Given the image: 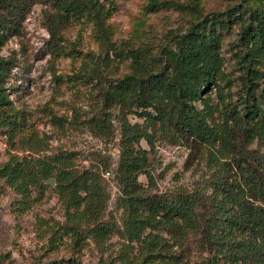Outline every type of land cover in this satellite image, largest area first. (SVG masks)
Returning a JSON list of instances; mask_svg holds the SVG:
<instances>
[{
  "label": "trees",
  "instance_id": "trees-1",
  "mask_svg": "<svg viewBox=\"0 0 264 264\" xmlns=\"http://www.w3.org/2000/svg\"><path fill=\"white\" fill-rule=\"evenodd\" d=\"M32 1L0 0V135L9 138L21 123L6 87L15 63L1 49L20 34ZM49 1L52 55L63 54L62 29L87 9L94 11L99 41L111 43L97 1ZM228 1L223 10L206 14L198 3L187 5L198 15L158 51L141 45L126 55L111 50L117 59L129 60L122 76L100 82L96 67L79 76L99 81L98 109L83 122L87 130L104 137L112 133L113 117L120 125L113 175L119 223L105 219L109 194L103 172L109 162L101 155L83 168H76L69 153L10 155L0 165V179L20 196L21 210L35 190L44 192L47 179H55L54 192L65 210V224L51 235L55 244L68 235L79 249L89 239L101 245L117 233L123 246L118 264H264V0ZM234 32L236 64L229 71L222 48ZM142 140L151 150L156 141L172 142L186 146L193 158L204 155L208 177L190 190L152 192L150 150ZM140 174L147 186L138 181ZM64 262L79 264L73 258L59 263Z\"/></svg>",
  "mask_w": 264,
  "mask_h": 264
},
{
  "label": "rangeland",
  "instance_id": "rangeland-1",
  "mask_svg": "<svg viewBox=\"0 0 264 264\" xmlns=\"http://www.w3.org/2000/svg\"><path fill=\"white\" fill-rule=\"evenodd\" d=\"M95 1L105 15L103 23L111 43L102 45L99 41L92 18L94 11L87 9L62 29L63 54L52 55L49 52L48 24L54 8L49 0H33L20 34L10 37L2 47L1 54L15 63L6 87L13 106L18 110L21 126L14 138L0 135V165L10 155L43 157L69 153L76 168H83L101 155L107 158L110 172V176H103L109 194L105 219L119 223L121 210L116 206L119 188L113 175L118 160L120 125L113 117L112 133L104 137H95L87 130L83 122L98 109L99 81L83 82L79 76L96 67L100 70L96 72L100 82L120 77L129 71V60L124 56L117 59L111 50L126 55L129 48L141 45L158 51L172 32L184 30L198 15L187 5L198 3L202 14H206L223 10L230 2ZM157 1L185 7L155 5ZM235 38L234 32L226 35L223 42L222 53L229 71L234 70L236 64L233 55ZM107 52L111 61L103 59ZM233 90L236 92L237 88L233 87ZM113 114L116 115L117 111ZM56 117L61 118L60 122L57 123ZM130 119L137 120L132 116ZM141 145L150 150L149 171L154 178L152 192L168 188L190 190L208 177L206 157L202 154L191 157L184 145L156 141L154 150L144 140ZM49 179H53V184H48L47 179L44 192L35 190L25 210L20 209V196L0 179V264H60L61 260L68 258L79 264H118L119 260L115 258L123 246L117 233L101 245L89 239L79 249L68 235H63V239L55 244L51 235L58 224H65V210L54 192L55 179ZM138 181L148 185L144 174L138 176Z\"/></svg>",
  "mask_w": 264,
  "mask_h": 264
},
{
  "label": "built area",
  "instance_id": "built-area-1",
  "mask_svg": "<svg viewBox=\"0 0 264 264\" xmlns=\"http://www.w3.org/2000/svg\"><path fill=\"white\" fill-rule=\"evenodd\" d=\"M103 176H104V177L110 176V172H109V171L104 172V173H103Z\"/></svg>",
  "mask_w": 264,
  "mask_h": 264
},
{
  "label": "water",
  "instance_id": "water-1",
  "mask_svg": "<svg viewBox=\"0 0 264 264\" xmlns=\"http://www.w3.org/2000/svg\"><path fill=\"white\" fill-rule=\"evenodd\" d=\"M47 183H48V184H53V179H48V180H47Z\"/></svg>",
  "mask_w": 264,
  "mask_h": 264
}]
</instances>
